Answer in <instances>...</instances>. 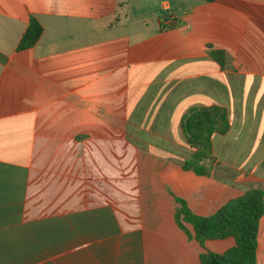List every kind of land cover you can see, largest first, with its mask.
<instances>
[{"label": "crops", "instance_id": "1", "mask_svg": "<svg viewBox=\"0 0 264 264\" xmlns=\"http://www.w3.org/2000/svg\"><path fill=\"white\" fill-rule=\"evenodd\" d=\"M211 105L227 127L197 174L180 120ZM90 162L108 188L79 202ZM249 188L264 264V0H0V264H195L175 197L209 215Z\"/></svg>", "mask_w": 264, "mask_h": 264}, {"label": "trees", "instance_id": "2", "mask_svg": "<svg viewBox=\"0 0 264 264\" xmlns=\"http://www.w3.org/2000/svg\"><path fill=\"white\" fill-rule=\"evenodd\" d=\"M40 31V24L30 16L16 47L31 46ZM211 53L217 62L223 65L224 52L212 49ZM180 127L188 144L193 148L190 156L182 162V168L191 169L197 174H207L213 159L211 133H221L226 129L225 109L217 105L191 108L181 117ZM175 201L177 203L174 211L175 220L183 229H185L183 223H189L191 232L185 229L187 235H191L202 247L195 264H255L257 224L263 211V194L260 189L245 190L242 194L222 203L209 215L192 213L179 197H175ZM226 236H231L234 243L221 253L203 246L206 239Z\"/></svg>", "mask_w": 264, "mask_h": 264}, {"label": "rangeland", "instance_id": "3", "mask_svg": "<svg viewBox=\"0 0 264 264\" xmlns=\"http://www.w3.org/2000/svg\"><path fill=\"white\" fill-rule=\"evenodd\" d=\"M88 164V163H87ZM72 165H74V161L72 162ZM97 169H93L91 162L89 166H85L84 169V176H83V185L85 188H81V190L84 192V199L79 202H88V201H96L100 197L99 192H106L108 186L102 182V178L96 174ZM69 173L71 175H74L75 169L70 168ZM96 188V193H93V189Z\"/></svg>", "mask_w": 264, "mask_h": 264}]
</instances>
